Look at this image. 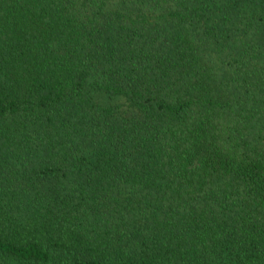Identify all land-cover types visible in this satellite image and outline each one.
<instances>
[{
    "label": "trees",
    "instance_id": "1",
    "mask_svg": "<svg viewBox=\"0 0 264 264\" xmlns=\"http://www.w3.org/2000/svg\"><path fill=\"white\" fill-rule=\"evenodd\" d=\"M0 264H264V0H0Z\"/></svg>",
    "mask_w": 264,
    "mask_h": 264
}]
</instances>
